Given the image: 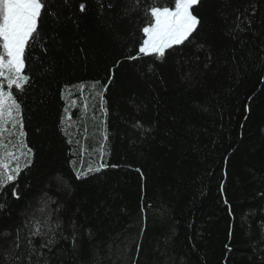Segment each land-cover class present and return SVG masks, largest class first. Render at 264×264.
Returning <instances> with one entry per match:
<instances>
[{
  "label": "trees",
  "instance_id": "1",
  "mask_svg": "<svg viewBox=\"0 0 264 264\" xmlns=\"http://www.w3.org/2000/svg\"><path fill=\"white\" fill-rule=\"evenodd\" d=\"M80 2L88 5L85 14L78 12ZM151 2L140 0L137 10L125 16L121 9L129 7V0H103L114 7H105L102 15L96 0H75V23L49 20L45 26V39L32 54L33 86L23 98L34 162L16 182L21 198L10 191L0 196L6 205L0 210V240H6L0 264H27V218L39 215L44 193L63 205L59 216L69 237L52 252L44 250L50 264H93L97 243L103 264H119L116 255L106 258V245L118 234L138 237L142 202L152 209L141 252L137 255L132 245L129 253L137 264H164L166 247L177 257L191 256V264H225V257L227 264H264V0H252L256 15L243 44L225 35L228 25L220 13L235 19L232 9L248 6L249 0H229L227 8L224 0H203L196 9L204 25L196 43H204L205 50L182 46L162 63L151 57L128 60L138 53ZM55 4L63 16L70 14L62 0ZM209 49L212 62L205 68ZM113 75L105 93L109 139L103 160L118 167L76 180L70 161L75 159L77 168L81 159L84 168L98 165L102 140L95 135L103 125L89 118L84 142L85 124L78 125L79 137L75 127L69 128V144L61 131V92L81 82L103 85ZM77 139L91 149L83 157ZM56 174L67 179L70 192L62 185L58 190ZM73 219L81 226L75 251ZM85 228L94 233L91 242ZM17 239L19 249L12 247ZM34 243L38 247L41 240Z\"/></svg>",
  "mask_w": 264,
  "mask_h": 264
},
{
  "label": "snow or ice",
  "instance_id": "2",
  "mask_svg": "<svg viewBox=\"0 0 264 264\" xmlns=\"http://www.w3.org/2000/svg\"><path fill=\"white\" fill-rule=\"evenodd\" d=\"M75 0H62V4L69 10L68 16H63L62 11L56 6L55 0H0V196L10 194L19 200L20 194L17 190L16 182L22 172L30 170L33 166L34 151L27 143V132L25 127V116L23 98L29 94L33 86V77L30 71L32 54L37 46L45 39V26L51 20L54 24H59L62 20H73L75 23V12L72 11ZM203 0H174L172 5H161L159 0H152L147 8L150 19L146 26L142 27V42L139 44L138 53L130 55L128 60L136 61L142 57H151L157 62H164L167 56L174 53L182 46L195 45L198 50H205L204 43H196L200 29L203 28L202 18L197 14V7L201 6ZM102 15L105 7L111 9L113 3L105 5L103 0H96ZM140 6V0H129V7L121 9V12L127 16L133 14ZM225 8L229 7V0H224ZM88 5L85 2L78 4V12L85 14ZM232 12L235 19H229V14L221 11V16L228 25L225 35L233 41L240 44L244 43L246 33L252 30L253 17L256 15L255 4L249 0L248 6L244 8H234ZM264 23V22H262ZM47 51V48H45ZM196 59H199L197 56ZM212 62L211 50L206 52L205 68ZM120 62H118L119 64ZM114 75L109 76L107 83L101 85L100 81H92L90 85L81 82L77 85H65L61 92V99L65 101L63 116L61 117V131L69 136L68 143L72 144V134L68 132L69 128L75 127V135H81L80 123L85 124L83 128V138L88 139L87 121L89 118L93 122L97 121V104L101 119L99 124L103 125L102 142L99 145L98 154L101 158L97 166L93 167L91 163L84 168L81 159V166L76 167L77 161L71 160L72 170L76 180L87 178L90 174L100 173L108 167H118L104 162L103 157L106 154V143L109 139L107 129L108 107L105 93L109 85L113 82ZM75 90V91H74ZM88 93L87 95L85 93ZM91 109V112H90ZM79 116L74 119V113ZM136 127L143 128V125L137 122ZM80 149V155L83 157L91 149L86 144H81L80 139L76 140ZM73 156L75 152L71 153ZM137 172L140 169H136ZM53 179L57 182L58 190L63 186L64 190L71 191V185L61 174H56ZM220 190L224 192V186L221 184ZM261 195H264L262 193ZM225 205L229 204L227 199ZM51 205H56L52 208ZM5 204L0 203V210L5 208ZM63 205L57 203V199L43 194L42 206L38 208L39 215L35 213L27 218L28 234L26 237L29 247L26 257L27 264H50L49 258L45 255V249L52 252L59 240L69 239L63 230V219L59 216ZM151 204L141 203V227L138 237H133L131 233L121 237L119 234L110 240L106 245L107 257L118 256L119 264H127L131 258V264H137L136 257H130L132 245L135 246V253L138 255L142 249L143 237L147 231V219ZM229 214H232L231 207L228 208ZM70 227L72 229L71 244L75 251L77 242L81 238L79 225L73 219ZM84 234L88 236L90 242L94 237L91 228H85ZM231 238V232L229 233ZM39 238L40 245L37 247L34 240ZM169 239H171L169 237ZM6 240H0V246H3ZM167 243V240L165 241ZM12 247L19 249L21 247L19 240L13 241ZM227 251L231 252L230 246L226 245ZM7 249H5L6 251ZM162 256H166L164 264H191L192 257L177 255L168 251L166 247ZM93 264H103L100 254L99 243L93 245ZM21 257H16L19 261ZM117 264V261H113ZM227 264V257H225Z\"/></svg>",
  "mask_w": 264,
  "mask_h": 264
},
{
  "label": "rangeland",
  "instance_id": "3",
  "mask_svg": "<svg viewBox=\"0 0 264 264\" xmlns=\"http://www.w3.org/2000/svg\"><path fill=\"white\" fill-rule=\"evenodd\" d=\"M90 102H91V104L92 103H96L97 104V111H96V115H97V121L96 122H93V124L95 125H101V124H99V120H100V117H99V111H98V102L97 101H91L90 100ZM93 130H94V128H93ZM97 132H96V138L97 139H99L100 141L102 140V129H101V127L99 126V128H97V130H96ZM87 134H89V131H88V133ZM82 135H83V131H82ZM82 142H84V138H82Z\"/></svg>",
  "mask_w": 264,
  "mask_h": 264
}]
</instances>
